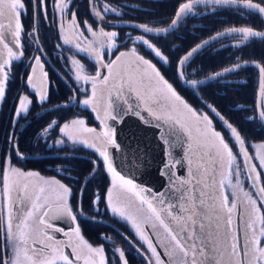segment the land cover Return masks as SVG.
Segmentation results:
<instances>
[{
    "label": "snow or ice",
    "instance_id": "1",
    "mask_svg": "<svg viewBox=\"0 0 264 264\" xmlns=\"http://www.w3.org/2000/svg\"><path fill=\"white\" fill-rule=\"evenodd\" d=\"M73 3L0 0V103L7 102L12 85L22 78L15 69L26 58L25 38L30 37L37 54L26 65L24 90L18 88L14 96V123L27 120L36 106L44 113L56 112L58 118L42 126L38 140L60 151L69 145L72 152L87 149L95 157L90 161L92 172L76 191L71 183L21 167L27 156L20 151L15 133L7 139L8 147L0 150V264H130L122 247L114 246L109 257L103 244L94 245L82 235L78 221L85 216L87 182L101 170L109 183L103 192L92 194L91 207L99 213L103 204L105 211L130 225L135 240L123 238L145 264H264V138L253 144L214 102L204 101L207 112L193 108L161 71L168 66L174 80L196 94L213 81L255 68L261 98L246 119L258 123L264 134V59L250 62L236 57L203 78V70L193 68L195 58L216 44L221 49H240L255 40L264 42V0H177L168 20L129 23L132 31L126 35H121L123 28L113 18L123 24L127 15L123 9L138 11V6L89 0V22L79 19ZM222 10L259 18L260 24L228 26L189 48L172 50L174 42L167 36L185 20ZM30 11L33 25L26 31L23 17ZM41 17L56 26L61 41L56 47L67 53L64 78L74 85L69 86L71 95L51 110L46 107L51 101L45 50L39 41ZM178 51L183 55H176ZM74 107L94 113L100 131L88 126L81 113L65 115ZM131 117L159 130L167 157L160 169L166 179L164 191L135 182V173L149 161L139 130L120 127ZM213 118L224 131L217 130ZM176 148L184 150V159L173 154ZM185 159L187 176L180 178L174 169L184 166ZM57 171L63 175L70 169ZM65 179L73 177L69 174ZM245 182L252 193L244 191ZM237 189L243 192V201ZM61 219L71 222L70 231L55 226L54 221ZM61 231L67 242L53 235ZM101 239L114 244L110 236ZM66 248L71 252L66 253Z\"/></svg>",
    "mask_w": 264,
    "mask_h": 264
},
{
    "label": "trees",
    "instance_id": "2",
    "mask_svg": "<svg viewBox=\"0 0 264 264\" xmlns=\"http://www.w3.org/2000/svg\"><path fill=\"white\" fill-rule=\"evenodd\" d=\"M111 2L120 5H136L139 8L138 11H133L131 7L125 8L128 9L125 11L127 15L124 17L125 21L120 25V27L123 28L121 35H126L132 31L130 27H127V24L132 23V21L144 22L149 20H168L173 14L177 0H111ZM77 10L79 19L92 21V17L90 16L88 9V0L78 2ZM23 20L25 22V29H32L33 18L31 11L26 17H24ZM241 24L259 25L260 19H253L251 16L241 17L237 15L234 10H222L219 14L214 16H197L185 20L178 27V29L175 30L174 34L167 36V40L174 42V46H170L173 51H176V47L186 49L215 34L219 30H223L228 26H239ZM50 26V22H45L43 17L40 18L39 39L42 43L43 49L45 50V55L51 62L54 63L57 69H60V71L65 74L60 58L55 56V53L57 52V33L53 35L50 34ZM229 42L230 41H225V43ZM30 49L31 47H26V58L23 63H17L15 69L16 72L21 74L22 78L17 79L12 85L11 91L9 92V98L1 107L0 150L8 147L6 142L8 134H10L11 129H14L16 137L19 133L17 140L19 142L21 152L46 154L40 158L36 157L30 159L29 161H25L24 165H26V167L50 173L52 172L50 168L53 166L67 165V168L70 169L73 174L79 176L80 185L85 177V174L92 171L91 160L73 155L76 157L75 159L65 161L63 159L65 157L63 156V153L67 150L58 151L55 148H46L47 144L43 143L42 140L38 142L34 140L35 136L39 133L42 126L46 122L50 119L58 118L56 112L50 111V114L44 113L39 106H36L34 107L32 113L28 116L27 120L20 119L18 124H14L13 105L16 103L14 96L18 88L21 90L23 89V79L26 78L23 74L29 70L26 68V62L28 60L27 55H29ZM176 55H183V52L178 51L176 52ZM236 57H242L244 60L248 61H260L261 59H264V42L255 40L240 49H221L220 45L216 44L212 47L204 49L195 58L193 68L198 70L202 69L203 71L201 72V77H204L205 74L210 75L212 72L227 66L229 63L234 61ZM174 58L175 57H173V59ZM47 68L51 78V86L49 88L50 101L53 102L51 105H54L62 102L67 96L71 95L69 92L71 82L69 81L70 83H68L64 81L49 64L47 65ZM161 71L166 78L174 84L183 97L195 108H203L208 111V109L204 107V101L214 102L222 114L229 118L235 125L240 127L249 139L257 141L264 138V134L261 133L259 124L249 122L246 119V117L253 114V110L257 107L259 76L255 68L249 67L246 70H242L238 75L231 74L224 81H213L203 87L201 92L196 94H194L190 89H186L182 84L176 82L173 78L172 70L168 68V66L161 68ZM49 107L47 108L49 109ZM242 109H247V111ZM38 112H40L41 115L35 116ZM71 113H85L88 116V120L93 123L94 119L90 111H83L80 108L74 107L71 112L66 111L65 115H71ZM213 120L215 121L216 128L220 131H224L220 122L215 118H213ZM22 122H26V124H19ZM32 137L33 140L31 139ZM49 142H51V140ZM36 143L38 144L36 145ZM42 146L46 151L41 150ZM78 152L82 154H91V152L87 149H81ZM57 157L60 158L57 159ZM96 186L97 184L94 181L89 183L87 185L85 196L89 192L94 193Z\"/></svg>",
    "mask_w": 264,
    "mask_h": 264
},
{
    "label": "flooded vegetation",
    "instance_id": "3",
    "mask_svg": "<svg viewBox=\"0 0 264 264\" xmlns=\"http://www.w3.org/2000/svg\"><path fill=\"white\" fill-rule=\"evenodd\" d=\"M23 19H24V17H23ZM135 22L136 21H132V23H135ZM23 24L25 26L24 20H23ZM45 57H46V63H45V69L44 70L48 72V87L50 88L51 78H50V73L48 71L47 65L49 64L52 68L54 66H53V63L48 59V57L46 55H45ZM71 86H74V85H71ZM131 99L133 101H136V97L134 94L132 95ZM91 114L93 116H95L94 113H91ZM144 114H145V116H148V113L146 111ZM148 119H152V117L148 116ZM94 122L97 124L96 120H93V123ZM18 136H19V133H18L17 137ZM17 137H16V139H17ZM42 142L45 143L44 141H42ZM49 143L50 142L48 141V144ZM164 148H165V146H164ZM24 154L28 155V156L34 155V157L27 158V161H29L32 158H36V157L40 158L41 156L46 155L43 153L34 154V153H27V152H24ZM173 154L176 156L177 159H184V150L181 148H176L174 150ZM73 155L79 156L81 158H88L89 160L95 159L92 152H91V154H87V153L82 154L80 152L68 153V156H73ZM166 161H167V157L165 159V162ZM164 163L162 164V167H163ZM21 167L25 168L26 170L32 171V168H28L24 164H21ZM184 167H185L184 170H182L183 166L177 165L174 169V171H176V173H177V176L180 178H184L187 176L186 159H185ZM91 172H89L88 174H85V177H88ZM40 174L44 177H51V174H54V173L53 172L44 173V171H43V174L42 173H40ZM64 174H66V175L70 174L73 177V179L69 180L68 183L73 184L74 190L79 191L83 187V184L85 182V179H84L85 177L83 178L82 183L79 185V183H76V180L79 179V176H77L76 174H73L71 171L68 173H64ZM63 175H59L57 173V176H54V177L58 178V176H63ZM92 181H94L97 184L94 191L99 190V191L103 192L106 189V187L108 186L109 178L101 170L95 176L91 177V179L87 182V185L89 183H91ZM136 183H138V182H136ZM140 185L143 187L149 188L152 191H155L154 188L146 186L142 183H140ZM164 190H162V191H164ZM156 192H158V191H156ZM92 194L93 193L89 192L85 196V193H84L83 207H84V211H85V216L81 217L78 221L80 224V227L82 229V235L85 237V239H87L90 243H92L94 245L103 244L105 249H106V253L109 257H112L113 247L114 246H120L126 251V254L128 255V258L130 261V264H145L143 257L137 251H135L130 246V244L128 242H126L123 238L124 236H127L134 241L135 240L134 230L131 229L130 225L126 224L123 220H120L119 218L114 217L110 212L105 211L103 204L100 205V212L99 213L95 212V210L91 207V204H90V201L92 199ZM128 195L131 196L130 193ZM70 224H71L70 221L65 220V219H61V220H58V223H55V226L62 228L65 231H70ZM54 234H56V235H54ZM54 234L53 235L55 236L56 239L63 241V242H67V237H65L63 231L54 232ZM102 235L110 236L112 238V241H114V244L112 242H105L104 240H102L101 239ZM161 251L163 252V249H161ZM65 252L69 253V252H71V249L66 248ZM164 258L168 259L166 254L164 255Z\"/></svg>",
    "mask_w": 264,
    "mask_h": 264
},
{
    "label": "water",
    "instance_id": "4",
    "mask_svg": "<svg viewBox=\"0 0 264 264\" xmlns=\"http://www.w3.org/2000/svg\"><path fill=\"white\" fill-rule=\"evenodd\" d=\"M250 62H254V60ZM53 68L54 70H56L55 67ZM258 85L259 86L257 91V105L261 98L260 81L258 82ZM120 127L124 129H127L128 127H133L138 129L139 135L143 140V144L141 145V147H144L146 145V151L148 152L149 162L146 167L140 169L135 173V181L138 182L139 184L142 183L146 186L154 188V190L158 192L164 190L166 185V179L160 175V169L162 167V164L165 162L166 155L164 151V145H162V143L158 139L159 130L156 129L155 127L140 123L139 121H137L135 117L129 118L127 124L121 125ZM118 139H123V136L118 135ZM26 156L27 158L34 157V155H30V156L26 155ZM184 168L185 167L183 166L182 170H184ZM55 223H58V220L54 221V224Z\"/></svg>",
    "mask_w": 264,
    "mask_h": 264
},
{
    "label": "rangeland",
    "instance_id": "5",
    "mask_svg": "<svg viewBox=\"0 0 264 264\" xmlns=\"http://www.w3.org/2000/svg\"><path fill=\"white\" fill-rule=\"evenodd\" d=\"M78 2H82V0H74V3H73V7H74V9H76L77 10V8H78ZM114 4H117V3H114ZM136 6V5H135ZM89 7H90V5H89V0H88V9H89ZM124 11H126V10H128V9H123ZM125 21V20H124ZM89 22H91L90 20H89ZM113 22L114 23H117V24H119V25H121V23H120V21H118V20H116L115 18H113ZM31 28V27H30ZM26 30V29H25ZM31 29H27L26 31H30ZM49 30H50V34H56L57 33V31H56V26H55V24H53V23H51V26H50V28H49ZM106 30H114V29H109V28H106ZM115 30H118V29H115ZM40 36V35H39ZM26 39V41H27V43H26V47H28V48H30L31 47V49H30V52H29V55H27V57H28V60H27V62H26V64H28V62H29V59H30V57L31 56H33V55H36L37 53H36V51H35V46L31 43V40H32V38H30V37H26L25 38ZM53 40V39H52ZM57 44H60L61 43V41H60V39L58 38V35H57ZM39 41H40V39H39ZM40 43H41V41H40ZM42 44V43H41ZM66 47V46H65ZM27 54V53H26ZM67 53H66V51L62 54V51L60 50V49H57V52L55 53V56L56 57H59L60 58V60H61V63H62V65H63V69H64V72L66 73L67 71H68V69H67V67H66V64H65V60H64V58H63V55H66ZM109 58H111L110 56H105V59L107 60V59H109ZM85 63H88V61H84ZM53 63V62H52ZM53 66L56 68V73H58L60 76H61V78L64 80V81H66L65 80V74L64 73H62L61 71H60V69H57V67L54 65V63H53ZM89 67H90V70L91 71H94V69L93 68H91V65H89ZM170 81V80H169ZM171 82V81H170ZM66 83V82H65ZM68 83H70L69 81H68ZM67 83V84H68ZM177 90V89H176ZM22 91H23V89H22ZM178 91V90H177ZM179 92V91H178ZM180 93V92H179ZM180 95L183 97V95L180 93ZM184 98V97H183ZM185 99V98H184ZM186 100V99H185ZM187 101V100H186ZM188 102V101H187ZM53 102H50V104H48V105H46V107H49L51 104H52ZM160 103L161 104H163L164 102L161 100L160 101ZM189 103V102H188ZM3 104L4 103H0V113H1V111H2V106H3ZM190 105H192L191 103H189ZM54 105H56V104H54ZM54 105H51L50 107H49V109H52V107L54 106ZM193 106V105H192ZM193 108H195L194 106H193ZM196 109H198V110H201V111H203V112H207V110H204L203 108H196ZM40 113V112H39ZM85 114V113H84ZM82 114L86 119H87V122H88V126H92V127H95V128H97V131H100V128H101V126H98L95 122L92 124L89 120H88V116L85 114ZM1 116V115H0ZM35 116H37V115H35ZM27 122V121H26ZM26 122H22V123H19V124H23V123H25L26 124ZM213 123H214V125H215V121L213 120ZM14 124H16V123H14ZM218 130V129H217ZM41 131V130H40ZM40 131H39V133H40ZM220 131V130H219ZM14 133V129H11V131H10V134H8V138L9 137H11L12 136V134ZM38 133V134H39ZM38 134L35 136V138H34V140L36 141V142H38V141H40V140H38ZM225 135H226V133H225ZM32 140H33V137L31 138ZM253 144H255L257 141H259V140H257V141H255V140H251V139H249ZM43 141V140H42ZM50 141V140H49ZM52 143V141L50 142V144ZM38 143H36V145H37ZM43 145V144H42ZM46 148H48V146H46ZM53 148H55V147H53ZM70 148H71V145H69L68 147H66V148H64L63 150H67L69 153L70 152H72V151H70ZM56 150H58V151H60L59 149H57V148H55ZM41 150H43V151H46L44 148H43V146H42V149ZM83 150V149H82ZM64 152L63 154V156H68V152ZM79 151V150H78ZM78 151H75V152H78ZM47 153V152H46ZM73 153V152H72ZM49 154V153H48ZM24 164V163H23ZM68 166L67 165H63V166H53L52 168H50L51 169V171L54 173V174H51V177H54V176H57V173H58V171H57V169H59V168H67ZM32 171H36V172H39V173H42L43 174V171H39V170H35V169H32ZM45 173V172H44ZM66 173H68V172H66ZM66 176H68V175H66V174H64L63 176H58V179H61L63 182H65V183H68L69 182V180H67V179H65V177ZM56 178V177H55ZM243 179V178H242ZM243 188H244V191L245 192H249V193H252L253 192V190L249 187V185H248V183L247 182H245V183H243ZM233 190L231 189V188H229V189H227V192H232ZM237 191V195H238V197H239V200L240 201H243L244 200V195H243V192H240L239 191V189H237L236 190ZM131 194V193H130ZM230 199H231V196H230ZM235 218V217H234Z\"/></svg>",
    "mask_w": 264,
    "mask_h": 264
},
{
    "label": "crops",
    "instance_id": "6",
    "mask_svg": "<svg viewBox=\"0 0 264 264\" xmlns=\"http://www.w3.org/2000/svg\"><path fill=\"white\" fill-rule=\"evenodd\" d=\"M192 106V105H191ZM193 107V106H192ZM99 126V125H98ZM92 127V126H91Z\"/></svg>",
    "mask_w": 264,
    "mask_h": 264
}]
</instances>
